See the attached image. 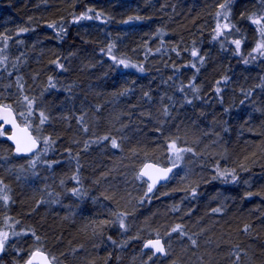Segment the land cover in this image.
Here are the masks:
<instances>
[{
    "label": "trees",
    "instance_id": "obj_1",
    "mask_svg": "<svg viewBox=\"0 0 264 264\" xmlns=\"http://www.w3.org/2000/svg\"><path fill=\"white\" fill-rule=\"evenodd\" d=\"M221 3H232L238 22L264 12V0L0 2V57L21 62L0 70V105L25 103L51 150L26 168L0 138L9 198L0 229L11 234L0 264H22L35 250L54 264H264V58L243 61L208 44ZM258 28L240 33L239 55ZM169 142L182 150V168L147 197L138 167L166 166ZM121 215L126 234L112 229ZM138 215L146 221L135 224ZM154 236L164 258L136 242Z\"/></svg>",
    "mask_w": 264,
    "mask_h": 264
},
{
    "label": "rangeland",
    "instance_id": "obj_2",
    "mask_svg": "<svg viewBox=\"0 0 264 264\" xmlns=\"http://www.w3.org/2000/svg\"><path fill=\"white\" fill-rule=\"evenodd\" d=\"M221 5H224V4L223 3L219 4L217 12H214L212 17H211L212 20H211V23L209 26V30H210L211 35H210V39H208V44L209 45L220 44L223 47V49H225L226 51L230 50L231 52H233V55L236 56V54H238V58L240 57V59L243 61H247L249 59L257 61V60H261L262 58H264V55H262L259 51H254V49L256 48V45L258 43L264 42V37H261L260 34H258V38L254 42L252 50L250 51L249 54H246L243 56L239 55L240 51H241V45H240V48L237 50L236 45L233 43L234 40H239L241 42L240 33H242V31H246L247 26L251 25L254 28L259 27L258 25L252 23V18H260V17L264 16V14H263L264 12H259L256 15L255 14L248 15V17L245 16L244 18L241 16L240 17L241 20H240V22H238L234 18H232V16H233V8L231 7L232 5L231 6L225 5L224 8H222ZM225 16H227V19H225ZM224 25H228V27H224ZM218 26H219V34H218ZM193 51H194V48L192 46L190 48H187V52L190 53L191 60L194 59V57L191 54V53H193ZM110 53H111V51H110ZM15 54H17V53H15ZM117 60H119V59H117ZM117 60L115 61V63L119 67L122 66L128 70H135V71L139 70V72H143L138 68L139 66L137 64L125 62L128 65L126 67L125 64L119 63V62H117ZM6 62L10 63V65L6 66L5 65ZM20 65H21V62H17L16 60L14 61L13 59H12V62H11V60H8V59L6 61V58L0 57V70L2 67L6 66L8 68V70L16 68L15 70L17 71V66H20ZM197 65H199V66H197ZM188 66H192V63L191 64L186 63L184 68L187 69ZM201 68H202L201 62L197 63L194 66V69H197L196 72H198ZM177 71H178V69H177ZM180 74H182V72ZM184 74H186V75L189 74V76L188 75L187 76L191 77V76L195 75V72L193 74V72L186 70V71H184ZM176 77H177V73H176ZM180 81H183V79L179 78L177 80V83L179 84ZM180 85H181V83H180ZM178 90L181 91L180 87H178ZM11 108L15 112V115H16L18 122L21 125L27 126L31 130V132L33 133L35 138H37V140L40 142V148H39L38 152L32 157L25 158L26 160L29 161V162L25 161V163H26L25 167L26 168L30 167L33 164L37 165L38 159H40L42 157H50L51 156V150L48 146V143L47 144L44 143L46 138L44 137V135L41 132L42 128H41L40 122L35 121L36 118L32 114V110H29L26 107V104L23 103L21 100H18V103L16 104V106L11 107ZM29 125L31 126V128L29 127ZM32 126H33V129H32ZM34 130L36 131V133H34ZM3 135H4V132H2L0 130V138L1 139H3ZM171 143H173V142H169L168 144H171ZM176 149L181 150L178 146H176ZM179 156H180V159L177 160L176 152L174 150L170 149L168 146L165 153H164L163 161L165 162L166 166L176 165L177 168L180 169V168H182V165H183V152L182 151L179 152ZM42 162H44V163H46V165H48V163H50L51 161L50 160H39V163H42ZM140 166L138 167V170H139ZM48 169H50V167ZM137 177L139 178V180L141 179L138 176V173H137ZM185 180H186V177H185ZM145 190H146V188H145ZM4 195H7L6 191L2 187H0V197H3ZM3 201L4 200L2 198H0V202H3ZM151 201H152L151 198L148 199V202H151ZM89 206L92 207V204L90 203ZM142 216H143V214H142ZM140 217L141 216L138 215V217L134 220L135 224L139 223V222L144 223V221H146L145 219L147 216H144L142 218H140ZM123 218H124L123 215L119 216V218L116 220V223H115L116 227H112V229H115L116 232L118 231L117 232L118 234L124 233L122 228H120V225H121L120 223H121V221L123 222ZM206 230H207V232H202L204 235H205V233H206V235H208V236H203L204 238H208L210 235H213L212 231L214 230V228L208 227V229H206ZM177 231H178L177 233L179 234V245L181 246L182 242H180V241H182L181 239L186 238V234H182V232L179 229ZM0 232H7L8 233V239L5 243V248H4V253H6L8 240L11 237V234L9 233V231L7 229H0ZM124 234H126V233H124ZM154 237H157V236H154ZM190 238L191 237L189 236L187 239H190ZM191 244L193 247L194 244L192 242H191ZM197 246L198 245L196 244V247ZM129 247H131V245H129ZM198 247H200V250H203L202 249L203 247H205V249H206L207 247H211V244H209V242H207V244H206V242L204 241ZM194 250L195 251H193V253H197L196 252L197 249L194 248ZM189 254L190 253L182 251V256L185 257L186 259L189 257ZM200 257H202V256H200ZM191 264H193V263H191Z\"/></svg>",
    "mask_w": 264,
    "mask_h": 264
},
{
    "label": "water",
    "instance_id": "obj_3",
    "mask_svg": "<svg viewBox=\"0 0 264 264\" xmlns=\"http://www.w3.org/2000/svg\"><path fill=\"white\" fill-rule=\"evenodd\" d=\"M2 0H0L1 2ZM6 105H0V130L1 131H6V135H4L3 139L5 141H7L9 143V145L11 146L12 148V154L15 156V157H18V158H29V157H32L36 154V152L39 150L40 148V143L39 141L37 142V145L36 147L31 151V152H28V153H17L16 152V143H15V140L13 139H9V137L13 136L14 134L17 136V138H21V137H24L25 133L22 131L24 129L27 130V133L31 134V136L33 138L34 135L32 134L31 130L26 127V126H23L21 125L17 118H16V115H15V112L13 111V109L11 107L8 106V111L5 112L4 111V107ZM5 115H8V122H6L3 117ZM12 121L15 122V125L16 127L13 126V123ZM146 165H150L151 167L149 168H146L145 166ZM168 169H171V171H166ZM148 172L149 175H141L142 172ZM176 171V166L175 165H169V166H161V165H158L154 162H151V161H147V162H144L139 170H138V175L142 178L143 181H145V183L147 184V189H146V196L149 197L151 196L154 191L168 183V181L171 179L172 175L174 174V172ZM166 173V174H165ZM149 176L152 177V179L149 178ZM153 180H155V184L153 185L152 187V191H149L148 188H149V185L150 184H153ZM159 240L161 245H163L164 247V253H160V252H156L154 248L152 247H145L146 244H148L150 241L152 242H155ZM142 251H151L153 256L154 257H159V258H164L166 256V247H165V244H164V241L163 239L161 238H150V239H147L143 246L141 247ZM37 251V250H35ZM33 251V252H35ZM40 251V250H39ZM29 255V257L27 258V260L31 257L32 253ZM42 253H44L43 251H40ZM3 252H0V256L2 255ZM44 255L48 258V260L50 261L49 257L47 256L46 253H44ZM26 260V261H27ZM25 261V262H26ZM25 262L23 264H25ZM36 264H40L39 262V258H37V261H36ZM50 264H53L51 261H50Z\"/></svg>",
    "mask_w": 264,
    "mask_h": 264
},
{
    "label": "snow or ice",
    "instance_id": "obj_4",
    "mask_svg": "<svg viewBox=\"0 0 264 264\" xmlns=\"http://www.w3.org/2000/svg\"><path fill=\"white\" fill-rule=\"evenodd\" d=\"M221 7L224 8L225 5H221ZM89 11H91V10H89ZM97 15H99V14H97ZM90 18L91 17H89L87 15H84V16L80 17V19H90ZM225 19H227V16H225ZM262 20H264V16H262L260 18H252V23H254V24L259 26L258 30L260 32V35H261V37H264V24L261 23ZM224 27H228V25H224ZM21 31H25V30L22 29ZM218 34H219V26H218ZM233 43L236 45V48L238 50L240 48V43L241 42L239 40H234ZM254 51H259L262 55H264V42L258 43L256 45V48L254 49ZM192 55L196 56L197 55L196 51H193ZM119 63L125 64L126 67L128 66L124 61H119ZM194 66L195 65H193V67ZM142 70L143 69H141V71ZM217 91H219V89H217ZM25 99H27V97H25ZM30 106H31V103H29V107ZM4 111L5 112L8 111V106L4 107ZM165 114H167V111H165ZM41 117H43V113H41ZM3 119L6 122H8V115H5L3 117ZM45 119H46V117H43L41 119V123H44ZM12 123H13V126L16 127L15 122L12 121ZM22 131L25 133L24 137L17 138V136L14 134L13 136L9 137V139L15 140L16 152L17 153H28V152H31L36 147L38 140H37V138H33L31 136V134L27 133L26 129H24ZM48 142L49 141L46 138L44 143L47 144ZM112 146L113 147H117L118 146L115 140L112 141ZM169 148L176 152L177 160H179L180 159L179 152L182 151V150L176 149V145H175L174 142L169 145ZM188 151H191V150L188 149ZM145 167L149 168L151 166L150 165H146ZM166 171H171V169H168ZM141 175H149V173L145 171V172H142ZM220 175L225 176V175H231V174L221 173ZM149 178L152 179L151 176H149ZM232 178L234 180L235 176H233ZM154 184H155V180H153V184L149 185V188H148L149 191H152V187H153ZM0 198H2L5 201H7L9 199L7 195H4L3 197H0ZM120 226L122 228L124 227L122 221H121V225ZM178 228H179V226H177V228H174L173 231H177ZM7 239H8V233L7 232H0V252L4 251L5 243H6ZM37 239H39V237H37ZM193 244H195V241H193ZM145 247H152V248L155 249L156 252L164 253V247H163V245H161L159 240H157L155 242L150 241L148 244L145 245ZM37 258H39L40 264H50V261L48 260V258L44 255V253L40 252L39 250L33 252L31 257L25 262V264H36ZM237 259H239V257H237Z\"/></svg>",
    "mask_w": 264,
    "mask_h": 264
},
{
    "label": "bare ground",
    "instance_id": "obj_5",
    "mask_svg": "<svg viewBox=\"0 0 264 264\" xmlns=\"http://www.w3.org/2000/svg\"><path fill=\"white\" fill-rule=\"evenodd\" d=\"M23 126H25V125H23ZM26 127H27V126H26ZM2 132H4V135H6V133H7L6 131H2ZM32 134H33V133H32ZM4 135H3V137H4ZM34 137H35V136H34ZM3 140H4V139H3ZM4 141H5V140H4ZM6 142H7V141H6ZM7 143H8V142H7ZM39 143H40V142H39ZM8 144H9V143H8ZM37 152H38V151H37ZM37 152H36V153H37ZM136 242L138 243L139 247H140V246L142 247L145 241H143V240H136ZM102 249H103V251H108V252H110V251L112 250V248H111L109 245H107V244L105 245V243H104V245L102 246ZM141 251H142V249H141ZM32 252H33V251H32ZM3 253H4V251H3ZM3 253H2V255H3ZM44 253H45V252H44ZM30 254H31V253H30ZM30 254H29V255H30ZM2 255H1V256H2ZM1 256H0V257H1ZM47 256H48V255H47ZM28 257H29V256H28ZM28 257H27V258H28ZM48 257H49V256H48ZM49 259H50V258H49ZM26 260H27V259H26ZM26 260H25V261H26ZM25 261H24V262H25ZM50 261L52 262L51 259H50ZM24 262H23V263H24ZM108 262H109V261H107V263H108ZM23 263H22V264H23ZM52 263H53V262H52ZM107 263H105V264H107ZM109 263H111V262H109ZM109 263H108V264H109ZM112 263H113V262H112ZM53 264H54V263H53Z\"/></svg>",
    "mask_w": 264,
    "mask_h": 264
},
{
    "label": "flooded vegetation",
    "instance_id": "obj_6",
    "mask_svg": "<svg viewBox=\"0 0 264 264\" xmlns=\"http://www.w3.org/2000/svg\"><path fill=\"white\" fill-rule=\"evenodd\" d=\"M145 184H146V183H145ZM144 241H146V240H144ZM143 252L149 254V255L152 256L154 259H157V257H154V256H153V254H152L151 251H143Z\"/></svg>",
    "mask_w": 264,
    "mask_h": 264
}]
</instances>
